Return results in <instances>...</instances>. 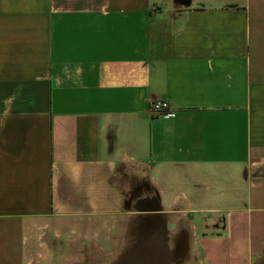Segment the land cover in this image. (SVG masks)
Listing matches in <instances>:
<instances>
[{
    "label": "crops",
    "instance_id": "obj_1",
    "mask_svg": "<svg viewBox=\"0 0 264 264\" xmlns=\"http://www.w3.org/2000/svg\"><path fill=\"white\" fill-rule=\"evenodd\" d=\"M151 218L171 264L263 259L264 0H0V264H112Z\"/></svg>",
    "mask_w": 264,
    "mask_h": 264
},
{
    "label": "water",
    "instance_id": "obj_2",
    "mask_svg": "<svg viewBox=\"0 0 264 264\" xmlns=\"http://www.w3.org/2000/svg\"><path fill=\"white\" fill-rule=\"evenodd\" d=\"M173 260L174 252L168 245L165 224L151 218L139 226L135 241L113 264H171Z\"/></svg>",
    "mask_w": 264,
    "mask_h": 264
},
{
    "label": "built area",
    "instance_id": "obj_3",
    "mask_svg": "<svg viewBox=\"0 0 264 264\" xmlns=\"http://www.w3.org/2000/svg\"><path fill=\"white\" fill-rule=\"evenodd\" d=\"M172 111V107L166 101H155L149 108L150 116H160L168 114Z\"/></svg>",
    "mask_w": 264,
    "mask_h": 264
},
{
    "label": "rangeland",
    "instance_id": "obj_4",
    "mask_svg": "<svg viewBox=\"0 0 264 264\" xmlns=\"http://www.w3.org/2000/svg\"><path fill=\"white\" fill-rule=\"evenodd\" d=\"M112 264H113V262H112ZM258 264H264V257L260 262H258Z\"/></svg>",
    "mask_w": 264,
    "mask_h": 264
},
{
    "label": "flooded vegetation",
    "instance_id": "obj_5",
    "mask_svg": "<svg viewBox=\"0 0 264 264\" xmlns=\"http://www.w3.org/2000/svg\"><path fill=\"white\" fill-rule=\"evenodd\" d=\"M176 252H177V250H176Z\"/></svg>",
    "mask_w": 264,
    "mask_h": 264
}]
</instances>
